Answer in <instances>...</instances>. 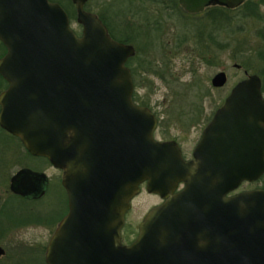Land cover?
Masks as SVG:
<instances>
[{"label":"water","instance_id":"water-1","mask_svg":"<svg viewBox=\"0 0 264 264\" xmlns=\"http://www.w3.org/2000/svg\"><path fill=\"white\" fill-rule=\"evenodd\" d=\"M86 1L71 0L82 27L77 34L56 1L0 0V39L8 49L0 73L9 82L0 95V125L32 154L62 161L69 178L70 213L47 245V263L62 264L64 247L75 257L64 264H264V190L226 196L264 172L258 75L238 81L225 97L195 149L192 170L174 140L154 138L155 115L133 101L126 61L135 48L113 39L84 9ZM213 1L234 7L243 0L179 3L199 12ZM226 80L219 71L211 85ZM205 160L216 164L205 171ZM144 180L149 193L166 200L124 245V213ZM180 181L185 187L172 194Z\"/></svg>","mask_w":264,"mask_h":264},{"label":"flooded vegetation","instance_id":"flooded-vegetation-1","mask_svg":"<svg viewBox=\"0 0 264 264\" xmlns=\"http://www.w3.org/2000/svg\"><path fill=\"white\" fill-rule=\"evenodd\" d=\"M157 1L163 4L167 0ZM87 2L88 0L86 3ZM168 5L171 8L179 10V15L183 17L203 15L201 35L203 45L206 46V54L202 56V60L209 63L214 62L218 64L221 61L222 54L220 50L223 44L226 45L231 41H237L238 34L244 33L247 29L244 26V21L256 20L255 26L252 28L250 27L249 30L253 31L256 42L262 46V48H258L255 51L257 59L263 63L262 69L255 72L251 65L243 63L241 56L236 54L231 55V59L233 60V66L243 73V77L238 79L237 82L251 74L258 75L261 83V95L264 97V0H243L234 7H228L213 1L205 5L199 12L186 11L180 5L179 0H168L165 6L167 7ZM129 9L131 8L128 6L127 12ZM97 16L106 26L108 33L113 39L120 42L126 41L123 43L132 45L135 48L136 54L137 49L135 45L132 44V35L128 34L126 32L127 30L116 22L117 19H114L116 22L115 26L111 23L110 18H115L114 15L105 14V16L101 17L97 14ZM140 26L143 28V24ZM116 31H119L121 35L116 36ZM224 32H228L229 35L224 36ZM130 33L134 34L136 31L130 30ZM241 36L242 37H238V39H242L243 42L249 43V40H251L250 37L245 34H241ZM7 51L6 45L0 39V60L6 55ZM259 53L262 58L258 56ZM135 54L130 56L126 63L134 57ZM141 56V61H144V57H150L148 54H142ZM139 66L141 69H144L142 64H139ZM219 71H224L228 80L226 70L221 68L215 73ZM144 72L147 73L148 71L144 69ZM227 80L224 85L213 87L216 89L224 88ZM8 85L9 82L0 73V95L6 91ZM232 87L229 88V90H231ZM132 98L135 103L149 108L155 115L157 124L153 132L154 138L160 141L174 140L179 146L182 158L186 162L191 163L190 166L194 165L192 170H196V163L198 160L194 154L195 149L200 142L205 128L224 100L219 104L201 102L189 107V109L201 108L202 110L201 112L193 111L187 114L193 117L199 116L200 118H190L182 122L184 125L183 131L187 132V135H192L193 132H196L195 138L192 136V141L186 144L179 136L171 135L158 138L156 133L162 123L160 116L150 107L139 103L135 94ZM1 108L0 104V111ZM206 108H210L209 111H205ZM262 127L264 128V123ZM0 141L14 142V146H16V149L13 151L8 150L0 152V247L4 250V253L0 255V264H48L46 261L47 245L60 223L70 213V199L65 185L66 182H69L66 169L62 161L56 164L50 159L48 154L35 155L29 152L18 136L12 134L1 125ZM58 154L62 155L63 153L58 152ZM215 164L216 162L212 164V161L210 163L206 160L202 163L205 171L211 170ZM78 176V171L76 172L75 178H73L72 173V184L78 182ZM262 176H264V172L254 181L259 180ZM254 181L243 180L235 189L226 193V196H234L238 193L255 189L264 190L263 187L252 186L251 184ZM184 187L185 183L180 181L172 194L181 191ZM143 192L154 195L157 200L149 206L143 216L135 223V231L133 234H130V237L127 236L126 230L129 224V214L131 213L132 205L125 211L123 225L120 229L121 243L124 245L130 244L137 237L138 226L148 211L152 207L161 205L166 200L157 193H149L147 190V180H144L139 184V192L131 201ZM58 251L60 252L58 259L62 264L67 260L69 261L75 258L74 256L70 257L68 254V252L71 251L70 249L65 250L64 247H59ZM62 253H66L68 256L62 255Z\"/></svg>","mask_w":264,"mask_h":264},{"label":"rangeland","instance_id":"rangeland-1","mask_svg":"<svg viewBox=\"0 0 264 264\" xmlns=\"http://www.w3.org/2000/svg\"><path fill=\"white\" fill-rule=\"evenodd\" d=\"M62 2L67 7L72 3L71 0V3L69 0ZM166 3L168 0L163 4L158 3L157 0H88L84 9L101 17L105 14L114 15L115 18H110L111 23L115 26L118 22L128 34L133 36H131L132 44L140 54L139 59L142 54L150 56L144 57L142 61L147 73L137 65L138 57L136 60L134 58L131 60L139 79L137 87L133 83V93L139 103L150 107L160 116L162 123L156 133L158 138L174 135L188 144L192 141V136L195 138L196 132L187 135V132L183 131L182 122L190 118H200L187 114L202 110L189 109V107L201 102L221 103L230 91L229 88L243 77L242 71L233 66L231 55L241 56L243 63L251 65L255 72L261 70L263 63L257 59L255 51L262 46L256 42L253 31L249 30L250 27L255 26L256 20H246L244 26L247 29L241 34L250 37L249 43L238 39L242 37L238 34L237 41L223 44L220 50L222 58L218 64L205 62L202 60V56L206 54V46L203 45L201 35L203 15L183 17L179 15V10L169 5L166 7ZM128 6L131 9L127 12ZM114 19H117L116 22ZM70 25L77 34L81 33L82 27L76 21V11L75 17L70 20ZM130 30L136 33L132 34ZM115 34L121 35L119 31ZM223 34L229 35L228 32ZM258 56L262 58L260 53ZM221 68L226 70L228 80L224 88L216 89L211 85L210 79ZM209 109L206 108L205 111ZM14 145V142L0 141V152L13 151L16 149ZM251 185L264 188V176ZM156 200L154 195L143 192L131 201L132 210L126 230L128 237L134 233L135 223Z\"/></svg>","mask_w":264,"mask_h":264},{"label":"trees","instance_id":"trees-1","mask_svg":"<svg viewBox=\"0 0 264 264\" xmlns=\"http://www.w3.org/2000/svg\"><path fill=\"white\" fill-rule=\"evenodd\" d=\"M52 1H56V2H58V3H60L63 7H64V9L66 10V12L68 13V16H69V18H70V20L73 18V17H75V6L70 2V0H69V2L71 3L70 4V7H67L66 5H64L63 4V2H62V0H52ZM123 42H126V41H123ZM224 47H225V45H224ZM139 56H140V54L138 53V51L136 50V54H135V56L134 57H132L127 63H126V65L127 66H129L130 68H131V70H132V77H133V83H134V85L137 87V85L139 84V82H138V78H137V74H136V70H135V68H133V66H132V64H131V60L134 58V60H136V57H138V59H139ZM141 58L142 57H140V59L137 61V65L139 66V64H142V61H141ZM139 62V63H138ZM204 95V94H203ZM202 95H201V99H202ZM200 99V100H201Z\"/></svg>","mask_w":264,"mask_h":264}]
</instances>
